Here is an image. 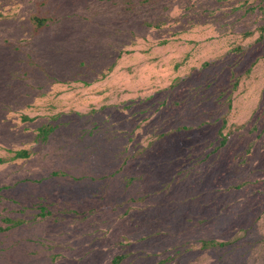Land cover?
<instances>
[{"label":"rangeland","instance_id":"rangeland-1","mask_svg":"<svg viewBox=\"0 0 264 264\" xmlns=\"http://www.w3.org/2000/svg\"><path fill=\"white\" fill-rule=\"evenodd\" d=\"M263 24L264 0H0V264H264Z\"/></svg>","mask_w":264,"mask_h":264},{"label":"trees","instance_id":"trees-1","mask_svg":"<svg viewBox=\"0 0 264 264\" xmlns=\"http://www.w3.org/2000/svg\"><path fill=\"white\" fill-rule=\"evenodd\" d=\"M35 21H36L37 24L41 25L44 22V19L37 17V18H35ZM259 30H260V34L263 35L264 34V24L259 27ZM52 128L53 127L50 126V125H43V126L39 127L38 128V134H37L38 136L37 137L39 139H41V140H45L47 135H48V133L52 130ZM225 139H226V136H223L221 143H224ZM28 155H29L28 151H26L24 149H20V150H16L14 152L13 158L28 157ZM4 161L5 160L3 158H0V163H2ZM54 174H57V172H54ZM46 214H51V212H46V211H44L41 208L39 215L44 216ZM1 221L6 224V226H0V231H4L5 229L10 228L11 225L20 224L22 220H19V219L18 220H13L10 217H3L1 219ZM205 244L206 245H221L222 242L217 243V242H214V241H209V242H205Z\"/></svg>","mask_w":264,"mask_h":264}]
</instances>
